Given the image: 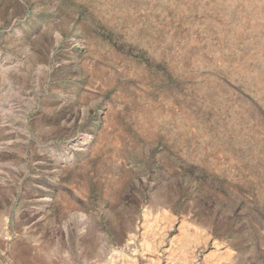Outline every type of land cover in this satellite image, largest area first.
<instances>
[{"label": "rangeland", "instance_id": "1", "mask_svg": "<svg viewBox=\"0 0 264 264\" xmlns=\"http://www.w3.org/2000/svg\"><path fill=\"white\" fill-rule=\"evenodd\" d=\"M0 264H264V0H0Z\"/></svg>", "mask_w": 264, "mask_h": 264}]
</instances>
